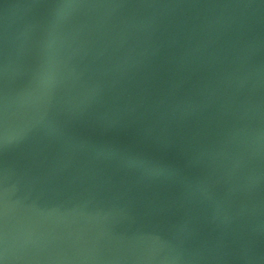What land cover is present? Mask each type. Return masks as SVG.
<instances>
[{"label":"water","instance_id":"water-1","mask_svg":"<svg viewBox=\"0 0 264 264\" xmlns=\"http://www.w3.org/2000/svg\"><path fill=\"white\" fill-rule=\"evenodd\" d=\"M0 264H264V0H0Z\"/></svg>","mask_w":264,"mask_h":264}]
</instances>
